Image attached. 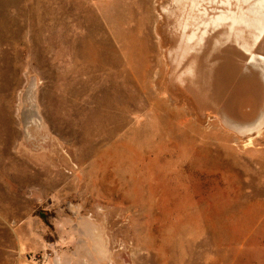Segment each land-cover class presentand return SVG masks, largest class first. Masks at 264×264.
I'll return each mask as SVG.
<instances>
[{"label":"rangeland","instance_id":"obj_1","mask_svg":"<svg viewBox=\"0 0 264 264\" xmlns=\"http://www.w3.org/2000/svg\"><path fill=\"white\" fill-rule=\"evenodd\" d=\"M0 264H264V0H0Z\"/></svg>","mask_w":264,"mask_h":264},{"label":"bare ground","instance_id":"obj_2","mask_svg":"<svg viewBox=\"0 0 264 264\" xmlns=\"http://www.w3.org/2000/svg\"><path fill=\"white\" fill-rule=\"evenodd\" d=\"M252 141H250L249 143H247V146H252Z\"/></svg>","mask_w":264,"mask_h":264}]
</instances>
